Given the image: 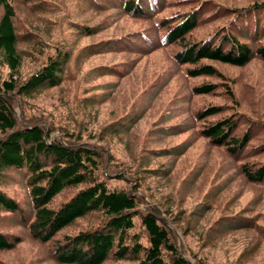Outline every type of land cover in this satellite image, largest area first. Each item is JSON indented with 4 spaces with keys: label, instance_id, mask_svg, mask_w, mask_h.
I'll return each mask as SVG.
<instances>
[{
    "label": "rangeland",
    "instance_id": "obj_1",
    "mask_svg": "<svg viewBox=\"0 0 264 264\" xmlns=\"http://www.w3.org/2000/svg\"><path fill=\"white\" fill-rule=\"evenodd\" d=\"M12 4L23 55L20 78L59 49L70 54L60 84L11 94L19 121L54 127L59 137L73 132L97 148L110 185L136 194L135 229L144 242L141 215L153 212L193 261L264 264V180H250L244 170L264 166V60L255 55L244 64L209 58L191 64L177 57L185 42L217 43L224 30L255 49L264 43V0H157L159 9L150 15L132 14L121 0ZM191 14L197 26L184 41H169L166 33ZM204 64L215 74H189ZM8 73L0 62V76ZM205 83L212 84L210 92L195 91ZM209 106L221 110L205 116ZM224 117L235 120L234 134L250 132L239 153L203 132ZM6 173L2 188L30 213L27 176ZM78 189H65L49 205L58 208ZM17 217H2L0 229L14 246L0 250V264H68L53 254L57 241L101 220L99 212L90 213L43 242ZM130 263L109 258L102 264Z\"/></svg>",
    "mask_w": 264,
    "mask_h": 264
},
{
    "label": "trees",
    "instance_id": "obj_2",
    "mask_svg": "<svg viewBox=\"0 0 264 264\" xmlns=\"http://www.w3.org/2000/svg\"><path fill=\"white\" fill-rule=\"evenodd\" d=\"M12 1L0 0L3 7L0 62L9 68L6 78L0 76V224L6 213H16L17 219L28 225L33 237L46 242L79 218L99 212L101 220L95 228L80 230L57 241L53 254L58 262L102 264L109 258H115L130 261V264H201L177 248L166 222L153 212L141 215L146 241L141 239L135 229L134 218L140 214L136 194L127 188L110 185L109 172L104 175L101 172L104 165L102 154L97 148L82 142L81 135L75 138L73 132L65 131L59 137L54 135V127L30 120L25 123L19 121L11 94L40 93L60 84L70 54L59 49L57 53L49 54L43 65L28 78H20L18 72L23 55L19 49L20 33L15 24ZM149 1L121 0L129 12L138 15H150L159 9L157 0H152L154 4L148 7ZM196 20L193 14L184 17L166 33V38L173 42L184 41L197 26ZM255 55L264 60V43L252 49L226 30L217 43L206 40L185 42L177 53L182 63L191 64L199 63L203 58L244 64ZM215 72L209 64L189 70L192 76ZM194 89L201 93L210 92L212 84H201ZM220 110V106H209L202 112L206 116ZM236 126L235 120L224 117L207 125L203 132L217 144H224L239 153L249 143L250 132L236 135ZM244 170L250 180H264V166L253 169L246 165ZM8 171L27 176L31 187L32 214L2 188ZM71 187L79 189L58 208L49 205L59 193ZM13 246L14 242L0 229V250Z\"/></svg>",
    "mask_w": 264,
    "mask_h": 264
}]
</instances>
